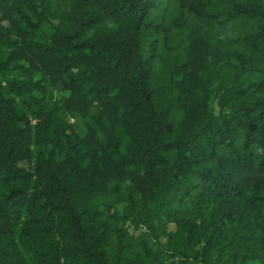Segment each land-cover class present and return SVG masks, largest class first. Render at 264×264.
Segmentation results:
<instances>
[{
  "label": "trees",
  "instance_id": "obj_1",
  "mask_svg": "<svg viewBox=\"0 0 264 264\" xmlns=\"http://www.w3.org/2000/svg\"><path fill=\"white\" fill-rule=\"evenodd\" d=\"M0 264H264V0H0Z\"/></svg>",
  "mask_w": 264,
  "mask_h": 264
},
{
  "label": "rangeland",
  "instance_id": "obj_2",
  "mask_svg": "<svg viewBox=\"0 0 264 264\" xmlns=\"http://www.w3.org/2000/svg\"><path fill=\"white\" fill-rule=\"evenodd\" d=\"M70 121H72V119H70ZM128 227H129L130 231L133 230L132 226L128 225ZM168 228H169V230H172L174 228V225L172 223H170Z\"/></svg>",
  "mask_w": 264,
  "mask_h": 264
}]
</instances>
